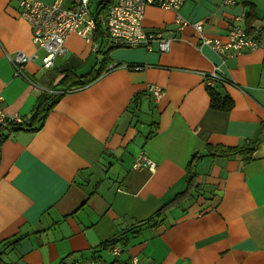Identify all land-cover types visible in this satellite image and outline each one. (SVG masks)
Returning a JSON list of instances; mask_svg holds the SVG:
<instances>
[{
    "label": "crops",
    "instance_id": "crops-1",
    "mask_svg": "<svg viewBox=\"0 0 264 264\" xmlns=\"http://www.w3.org/2000/svg\"><path fill=\"white\" fill-rule=\"evenodd\" d=\"M20 9V0H0L4 109L29 122L43 92L59 89L61 98L35 130L1 127L0 253L4 243L12 248L0 264L116 263L135 255L144 264H264V0L149 6L144 30L171 38L168 52L156 41L114 50L98 42L95 51L72 32L49 70ZM177 14L202 20L204 33L222 41L240 24L263 46L225 58L202 45L192 25L179 29ZM14 51L38 54L26 64L29 79L15 76L5 55ZM98 70L92 82L78 81ZM214 70L227 80L217 90L233 99L228 111L210 105L203 74ZM149 84L162 87L161 98L149 95ZM249 143L248 159L208 154ZM142 152L154 171L134 167ZM189 170L200 187L192 184L157 222L143 223L187 189ZM112 240L123 250L117 261Z\"/></svg>",
    "mask_w": 264,
    "mask_h": 264
},
{
    "label": "built area",
    "instance_id": "built-area-1",
    "mask_svg": "<svg viewBox=\"0 0 264 264\" xmlns=\"http://www.w3.org/2000/svg\"><path fill=\"white\" fill-rule=\"evenodd\" d=\"M109 0H54L51 3L42 0H21V13L32 26L33 36L36 45L45 51L41 58L42 68L49 69L53 66L56 56L64 54V45L69 33L76 34L93 40L95 33L99 30L104 33V38L114 45L125 47H138L158 42L162 51H169L172 39L165 38L159 34H150L143 29V20L148 6H157L166 10L178 11L185 0H111L106 16V23L100 16L103 3ZM225 4L235 3L236 0H223ZM68 3V6L65 5ZM96 4L95 9L93 5ZM244 15L238 19H242ZM179 29L186 25H192L199 35V42L208 45L225 58L237 56L246 51H253L263 46V40L258 33L248 32L240 24L231 28L226 41L212 38L204 33V22L202 20L190 22L182 15L177 14L175 18ZM97 44H94V49ZM6 57L11 61L15 75L26 78L25 64L34 60L22 51L13 54L5 52ZM142 68L135 66V69ZM208 84L215 80H224L216 71L210 74L204 73ZM147 89L154 97L162 94V89L156 84H149ZM18 117L9 115L4 109V97L0 93V128L8 122L19 121ZM148 166L150 169L155 164L147 157H140L135 166ZM114 254L118 249H113ZM85 264H107L103 261H93ZM128 264H141L134 258Z\"/></svg>",
    "mask_w": 264,
    "mask_h": 264
},
{
    "label": "trees",
    "instance_id": "trees-1",
    "mask_svg": "<svg viewBox=\"0 0 264 264\" xmlns=\"http://www.w3.org/2000/svg\"><path fill=\"white\" fill-rule=\"evenodd\" d=\"M246 15H247V18L251 17L250 13L249 14L247 13ZM118 47H120V45H118V46L116 45V47L111 46V47H109V50H112V49L118 48ZM106 53H107V51H106ZM101 73L102 72H100V70H98V73L94 77H91L88 80H85V78H83V79L81 78L78 81L81 84L90 83L94 79L98 78L101 75ZM207 90H208L209 95H210V105L213 109L223 110V111H228V110L232 109V107L234 106L233 99L228 94H223V93L219 92L217 90V83L214 86H207ZM60 98H61V95H58L55 92H43L39 96V99H38V102H37V105L35 108L36 111L33 113L32 119H30L29 122H27V124H26L27 127L29 129H33V130L39 128L43 124L44 119L47 116L48 112L53 108V106L59 101ZM36 124L38 126H36ZM22 128H23L22 126L18 127V129H22ZM5 136H6V134L4 132H2L1 128H0V143L3 141ZM254 149L255 148H254L253 143H249V144H247L245 146H241V147H230V146L218 145V146L212 147L208 154L211 156H217V155L233 156V155L241 154V155H243L244 159H248ZM194 157H196V156H194ZM188 174H189V176H187V189L185 188V190L182 193H179L171 201H169L168 203L163 205L159 210H157L153 214V216H151L149 219L143 221V223H147L149 221L157 222L164 215L165 211L171 206V204L173 202H175L176 200L181 198L183 195H185L189 191L190 187H193V185H194L193 183H194V179H195V173L193 171L189 170ZM198 187H200V185H196V184L194 185L195 190Z\"/></svg>",
    "mask_w": 264,
    "mask_h": 264
},
{
    "label": "bare ground",
    "instance_id": "bare-ground-1",
    "mask_svg": "<svg viewBox=\"0 0 264 264\" xmlns=\"http://www.w3.org/2000/svg\"><path fill=\"white\" fill-rule=\"evenodd\" d=\"M43 1V0H42ZM54 1V0H53ZM52 1V2H53ZM20 2H21V0H20ZM45 2V1H44ZM112 1L111 0H109V1H107V2H104L103 3V7H102V9H101V11H100V16L102 17V19H103V21L106 23V16H107V13H108V9H109V7H110V3H111ZM47 3H51V2H47ZM152 6V5H151ZM149 7V6H148ZM147 7V8H148ZM20 8H21V6H20ZM21 10V9H20ZM147 10V9H146ZM145 14H146V12H145ZM25 18V17H24ZM145 18V17H144ZM29 22V21H28ZM195 22V21H194ZM31 25V24H30ZM31 28H32V26H31ZM143 29H144V26H143ZM72 33V32H71ZM75 33V32H74ZM32 34H33V32H32ZM70 34V33H69ZM68 34V35H69ZM68 37V36H67ZM67 37H66V39H67ZM84 38V37H83ZM165 38H168V37H165ZM86 39V38H85ZM171 39V38H170ZM87 40V39H86ZM32 41H33V43L36 45V40H35V38H34V36L32 35ZM66 41V40H65ZM88 41V40H87ZM91 41H93V49H94V44H97V48L96 49H94L95 51H99L100 50V46H99V43L98 42H101V45H102V43H106L109 47H116V45H114V44H111L110 42H108L105 38H104V33L103 32H101V31H97L96 33H95V36L93 37V40H91ZM172 43V42H171ZM64 45H65V43H64ZM37 46V45H36ZM118 46V45H117ZM38 47V46H37ZM65 47H66V45H65ZM120 47H122V46H120ZM123 47H125V46H123ZM39 48V47H38ZM39 49H41V48H39ZM160 49V48H159ZM170 49H171V47H170ZM43 50V49H42ZM44 51V50H43ZM162 51V50H161ZM14 52H16V51H14ZM13 52V53H14ZM23 52V51H22ZM163 52H165V51H163ZM166 52H168V51H166ZM13 53H10V54H13ZM24 53H26V52H24ZM67 53V47H66V51H65V53L64 54H66ZM27 54V53H26ZM37 55V57H39L38 56V54L37 53H32V54H28L30 57H35L36 55ZM44 54H45V51H44ZM43 54V55H44ZM42 55V56H43ZM60 55H63V54H60ZM42 56L40 57V59L42 58ZM59 56V55H58ZM36 57V58H37ZM57 57V56H56ZM55 57V58H56ZM35 58V59H36ZM8 59V58H7ZM34 59V60H35ZM55 60V59H54ZM30 61H32V60H30ZM11 62V61H10ZM29 62V61H28ZM27 62V63H28ZM26 63V64H27ZM12 64V63H11ZM26 64H25V73H26ZM41 65H42V63H41ZM53 65H54V62H53ZM132 66V65H131ZM135 66H140V65H135ZM135 66L133 67V68H135ZM12 67H13V65H12ZM53 67V66H52ZM51 67V68H52ZM141 67H143V66H141ZM41 68H42V66H41ZM51 68H49V69H51ZM43 69V68H42ZM49 69H44V70H49ZM13 71H14V67H13ZM215 71V70H214ZM14 74H15V72H14ZM210 74V73H209ZM26 75H27V73H26ZM204 75V74H203ZM219 75V74H218ZM15 76H17V75H15ZM221 76V75H220ZM17 77H21V76H17ZM224 80H215L214 81V83L211 85V84H208V79L207 78H205V76H204V79H205V82H206V84H207V86H214L218 81H227L223 76H221ZM21 78H24V77H21ZM24 79H29V77H28V75H27V77L26 78H24ZM148 86V85H147ZM160 87V86H159ZM161 89H162V87H160ZM52 91H54V92H59V89H53ZM63 91V90H62ZM147 92L149 93V95L154 99V100H158L159 98H161V96L164 94V90L162 89V94L159 96V97H154L153 95H152V93H150L149 91H148V89H147ZM12 116H15V117H18L20 120L19 121H14V122H10V124H14V125H18V126H22V127H24V128H28L27 127V119L26 118H23V117H21L20 115H18V114H12ZM147 157L150 161H152L154 164H155V167L153 168V169H150L148 166H142V165H140V166H135V164H136V162H137V160L140 158V157ZM134 167L135 168H139V167H145V168H148L149 170H152V171H154L155 169H156V167H157V164L153 161V160H151L144 152H142L141 154H139L138 155V157L136 158V160H135V162H134ZM114 248H117L118 249V253L117 254H114V252H113V249ZM108 249H109V251H110V253L113 255V257H115V261H117L118 260V258H119V256L121 255V253H122V247L117 243V242H114V240H112V241H110L109 243H108ZM134 258H137L138 259V261L141 263V264H144L143 263V261L138 257V256H132V257H130L128 260H126V261H124V262H108V261H106V260H104L103 258H101V257H93L92 259H89V260H85V261H83L82 262V264H85V263H88V262H93V261H103V262H106L107 264H128L129 262H131Z\"/></svg>",
    "mask_w": 264,
    "mask_h": 264
},
{
    "label": "rangeland",
    "instance_id": "rangeland-1",
    "mask_svg": "<svg viewBox=\"0 0 264 264\" xmlns=\"http://www.w3.org/2000/svg\"><path fill=\"white\" fill-rule=\"evenodd\" d=\"M68 6V3L65 5V7ZM96 7V4L93 5V8L95 9ZM117 49H120V48H117ZM114 50V49H113ZM3 248H5V252L4 253H0V256H2V258L6 257V252L8 251V249H11L12 248V245L10 244V242H7L3 245Z\"/></svg>",
    "mask_w": 264,
    "mask_h": 264
}]
</instances>
